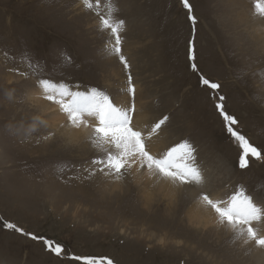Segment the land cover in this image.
Segmentation results:
<instances>
[{
  "label": "rangeland",
  "instance_id": "1",
  "mask_svg": "<svg viewBox=\"0 0 264 264\" xmlns=\"http://www.w3.org/2000/svg\"><path fill=\"white\" fill-rule=\"evenodd\" d=\"M189 3L191 11L183 0H99L98 8L93 0L89 10L83 0H0V264H83L73 255L114 264H262L264 248L246 227L232 229L216 213L210 220L197 209L187 215L202 193L227 201L243 190L264 206V158L239 167V145L216 108L225 97L237 130L264 152V52L256 54L251 38L253 23L260 28L256 38H264V19L256 0ZM102 16L125 22L122 50L137 89L133 126L147 137L167 115L147 146L161 155L188 141L202 185L176 184L174 191L136 166L120 179L90 175V161L102 154L91 128L73 127L44 98L39 81L48 79L73 91L96 87L128 105L127 70L111 51L114 39ZM201 77L221 88L214 92ZM68 134L79 139L78 149L69 138L48 144ZM40 142L48 154H36ZM252 227L264 236V219ZM44 240L62 245V255Z\"/></svg>",
  "mask_w": 264,
  "mask_h": 264
},
{
  "label": "snow or ice",
  "instance_id": "2",
  "mask_svg": "<svg viewBox=\"0 0 264 264\" xmlns=\"http://www.w3.org/2000/svg\"><path fill=\"white\" fill-rule=\"evenodd\" d=\"M83 3L89 10L93 8V0H83ZM183 4L191 11L189 0H183ZM95 6L99 7V0H95ZM254 8L260 18L264 19V0H256ZM191 19L195 23L196 18L193 16ZM100 23L104 29L110 31L114 39L111 51L127 70L129 103L126 107L121 106L107 92L96 87L86 91H73L64 83L57 84L48 79L39 81V86L45 94L44 98L58 104L73 127L91 128L92 142L102 154L90 161L93 167L89 174L94 175L98 171L120 179L128 174L133 166H136L139 169H145L150 175L163 177L175 184L202 185L204 176L196 162V149L188 141L171 147L161 155H154L149 150L146 139H150L154 133L167 124L170 119L167 115L162 116L153 124L147 137L144 132L133 126L137 89L133 82L131 65L122 50L121 30L125 22L122 19L111 20L109 17L102 16ZM191 58L193 61L196 59L194 47ZM192 68L194 71L197 70L195 62ZM201 82L214 92L221 88L218 82H213L208 78L201 77ZM224 99L223 96L218 97L220 102L216 104V108L224 121L226 132L239 145L241 152L239 167L248 168L250 157L260 160L264 158V152L237 130L236 126L239 121L225 110ZM89 119L94 120L95 123L90 124ZM200 199L214 210L221 224H227L232 229L246 227L247 236L259 247L264 248V236L258 235L252 227L253 222L264 219V206L254 202L252 196L240 190L234 192L227 201L214 200L207 193H202ZM6 227L28 235L34 240L44 239L24 232L22 228L13 223H7ZM44 243L57 256H61L64 252L60 244L53 247V242L50 240H44ZM71 259L82 261L83 264H114V261L108 257L73 255Z\"/></svg>",
  "mask_w": 264,
  "mask_h": 264
},
{
  "label": "bare ground",
  "instance_id": "3",
  "mask_svg": "<svg viewBox=\"0 0 264 264\" xmlns=\"http://www.w3.org/2000/svg\"><path fill=\"white\" fill-rule=\"evenodd\" d=\"M240 22H242V21H240ZM255 24H258V23H253V26H251V31H252V36H251V38L253 39V41H254V43L256 44L255 45V47H254V49H255V51H256V54H258V53H261V52H264V38H256V34H257V32L259 31V29L260 28H258V25H256L255 26ZM236 28H238L237 26H236ZM254 46V45H253ZM262 74V73H261ZM262 83V82H261ZM255 87V89L256 90H259V92H261V91H263V88H261V86H262V84H259V82H257V85H254ZM259 88V89H258ZM264 92V91H263ZM36 108L38 109V110H40V103H39V100H38V98L36 99ZM41 111V110H40ZM49 122L52 124V121L51 120H49ZM69 138V140L71 141V143H70V141H69V143L70 144H68V145H72V147H74V149L76 148V149H78L79 147H78V145H74L73 143L74 142H76L77 143V141H79V139L78 138H75V137H73L72 138V135L71 134H68V135H66V136H62V137H56L55 138V141H50V142H48V144H51V143H56V142H58V141H62V140H67ZM75 140H77V141H75ZM80 142V141H79ZM62 143V142H61ZM60 143V144H61ZM65 143V142H64ZM44 144H47V143H43V142H40V143H36V144H34V145H36L35 146V148H34V150L36 151V154H39V155H45V154H48V152H46V151H44L43 150V148H41L40 147V145H44ZM45 147H47V146H44V148ZM67 147V146H66ZM82 149H83V147H82ZM41 150V151H40ZM53 151H51V152H49V153H52ZM137 169V168H136ZM149 173H147V175H148ZM97 176V175H96ZM95 176V177H96ZM149 176V175H148ZM98 177V176H97ZM100 177V176H99ZM101 178H103V177H101ZM106 178V177H105ZM92 180V179H91ZM106 180H107V178H106ZM112 180V179H111ZM95 181V180H94ZM103 181V180H102ZM105 182H107V181H105ZM87 183V182H86ZM111 183H113V181H110L109 180V182H108V185L109 184H111ZM149 184V183H148ZM147 184V185H148ZM164 184H167V185H169L168 187L169 188H171L172 190H174V191H178L179 190V188H178V186L175 184V183H173V182H171V181H169V180H166V179H164ZM129 196V195H128ZM125 197V196H124ZM123 197V198H124ZM121 198V197H120ZM185 201H189V200H185ZM194 209H197V212L198 213H200V214H202L203 215V213H205L207 216H209L210 217V220H212V219H214V217H215V212L213 211V210H211V208L210 207H208V206H206L205 204H204V202L203 201H199V202H197L195 205H193L189 210H188V214L189 215H187V216H189V218L191 217L190 216V213H191V211L192 210H194ZM175 215V214H174ZM191 220H193V219H191ZM194 221V220H193ZM202 238V237H201ZM241 243V242H240ZM205 245V244H204ZM206 247H207V245H206ZM246 251H247V249H246ZM243 256V255H242ZM262 264H264V258H263V261H262Z\"/></svg>",
  "mask_w": 264,
  "mask_h": 264
}]
</instances>
